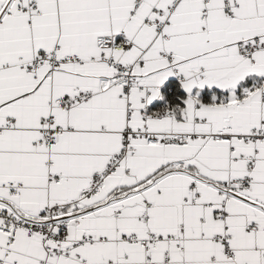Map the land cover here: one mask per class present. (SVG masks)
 Masks as SVG:
<instances>
[{
	"label": "snow or ice",
	"instance_id": "1",
	"mask_svg": "<svg viewBox=\"0 0 264 264\" xmlns=\"http://www.w3.org/2000/svg\"><path fill=\"white\" fill-rule=\"evenodd\" d=\"M0 264H264V0H0Z\"/></svg>",
	"mask_w": 264,
	"mask_h": 264
}]
</instances>
